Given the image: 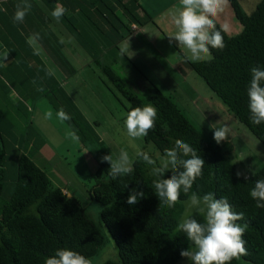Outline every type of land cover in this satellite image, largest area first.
Masks as SVG:
<instances>
[{
    "label": "trees",
    "instance_id": "trees-1",
    "mask_svg": "<svg viewBox=\"0 0 264 264\" xmlns=\"http://www.w3.org/2000/svg\"><path fill=\"white\" fill-rule=\"evenodd\" d=\"M4 1L0 0V11ZM28 2L32 8L22 25L26 21L31 25L28 26L29 30L26 32L29 33L25 37L39 34L37 46L54 62L64 77H71L76 70L66 58L64 44L60 43L61 38L54 30L56 20L51 12L58 3L68 9L60 19V24L128 98V111L148 103L157 108L156 127L143 137L145 145L153 146V156L157 153L164 156L165 149L172 148L177 139L196 149L205 165L202 177L196 180L192 190L199 195L212 192L217 199L227 198L234 212L244 213L245 219L239 223L248 224L243 236L248 255L239 260L233 259L231 264H264V209L257 208L256 201L250 196L255 181L264 179V165L253 175L243 174L237 178L236 173L241 171L222 148L207 141L183 114L182 109L148 76L139 70L149 84L144 89L148 99L143 101L135 92L128 90L115 74L112 65L107 64L102 57L105 52L121 53L119 45L134 34L133 26L154 24L153 16L142 7L139 0ZM228 2L241 25V32L236 35L223 33L226 47L222 51L212 49L213 58L209 61L193 62L184 56L185 64L180 70L183 74L186 68L195 71L235 118L264 145V123H252L247 97L251 68H264V0H261L251 14L243 11L239 0ZM18 3L20 0L12 2L9 11L11 18ZM85 22L93 24L99 34H94L88 25L83 24ZM80 24L84 31L79 28ZM216 24L220 29L221 25L218 22ZM21 29L24 30L22 27ZM8 51L13 64L18 65L19 72L25 74L24 78L28 77V81L22 82L26 91L36 89L38 95L53 102L57 111L63 108L71 117L66 122L77 132L80 141H89L91 134L94 138L98 137L80 108L62 88L56 75H48L51 68L48 59L43 58L41 52L37 54L33 47L10 48ZM2 53L0 50V56ZM122 55L129 59L124 53ZM2 72L0 67V75ZM9 88L6 90L9 91ZM20 90L16 88V91ZM1 131L0 129V264H45L46 258L54 255L60 248L72 249L91 260L106 246L103 228L115 241L120 257L119 261H108L105 264H179L184 258L180 252L187 250L190 242L183 232L176 231V227L181 221L190 194L181 192L180 200L173 209L161 206L152 185L156 178L151 175L152 166L141 157L134 160L132 174L115 180L108 173L110 164L99 161L95 184L89 190L90 198L102 206L101 221L97 223L79 198L76 195L70 196L64 188L56 186L50 175L34 162L33 157L21 152V147L15 149L8 146ZM21 142L28 147V141L25 142L24 138ZM10 164L16 169V178L10 193L5 196L7 167ZM171 175L170 170L166 171L163 178L167 179ZM245 176L247 180L244 179ZM133 189L142 191L144 196L136 204L129 205L127 198ZM196 218L201 219L198 216Z\"/></svg>",
    "mask_w": 264,
    "mask_h": 264
},
{
    "label": "rangeland",
    "instance_id": "rangeland-1",
    "mask_svg": "<svg viewBox=\"0 0 264 264\" xmlns=\"http://www.w3.org/2000/svg\"><path fill=\"white\" fill-rule=\"evenodd\" d=\"M260 2L261 0H242L241 7L246 14H251ZM83 24L88 25L94 34H99L90 22ZM55 25L59 27L61 34L57 33L64 40V54L72 62L76 73L72 77H64L59 68L53 64L54 62L46 57L41 48L39 49V46L38 50L44 55L43 58L48 59V65L59 83L71 92L72 100L104 144L94 138L93 134L89 141L82 142L79 139V142H73L67 139L66 130L73 128L66 121L61 123L57 119V109L51 100L38 95L36 89L15 92L10 86L11 82L6 79L0 80V129L8 146L15 149L21 147V152L31 154L30 156L40 168L51 177L58 178L60 186L67 187L70 196L76 195L79 198L90 217L98 223L101 221L102 206L90 198L89 190L95 184L101 158L112 154L116 159L120 150L124 149L134 162L139 157L138 151L146 152L152 157L154 148L152 145H145L143 138L132 140L128 137L124 126L125 115L130 108L128 98L118 90L71 33L60 22L55 21ZM79 28L84 31L82 24ZM235 34L234 32L233 35ZM173 47L175 45L171 46L166 54L167 60L165 59L159 71L155 72L144 70L133 62L132 67L128 59L118 51L105 52L102 57L107 64L112 65L115 74L124 82L128 90L135 92L143 101L148 99L144 89L149 84L140 71L148 76L182 109L183 114L207 141L219 145L241 173L253 175L264 165V145L235 118L195 71L186 68L184 74L181 72L185 57H189L184 52L185 49L179 50ZM4 67L7 68V64L3 66V69ZM4 71L7 74L10 73L8 69ZM6 83L10 87L9 91L5 88ZM49 110L53 115L51 119H46L45 113ZM214 124L216 127L226 124L230 128L228 138L219 144L213 139L214 129L210 126ZM21 138H24L25 142L28 141V147L24 146ZM11 152L13 155V151ZM46 155L51 157H44ZM159 157L163 155L157 153L152 158L159 164ZM7 170L5 196L10 193L16 178V169L13 165L10 164ZM64 179L65 181L62 182ZM186 206L187 203H185V209ZM103 231L106 235V246L92 257V264L120 260L115 241L106 229L103 228ZM179 264H190V261L184 257ZM242 264L250 263L242 262Z\"/></svg>",
    "mask_w": 264,
    "mask_h": 264
},
{
    "label": "clouds",
    "instance_id": "clouds-1",
    "mask_svg": "<svg viewBox=\"0 0 264 264\" xmlns=\"http://www.w3.org/2000/svg\"><path fill=\"white\" fill-rule=\"evenodd\" d=\"M226 3L227 0H179V6H174L168 13L176 29L169 36V42L175 41L178 47L186 49L193 62L211 60L212 49L222 51L226 47L223 33L229 32V25L223 24L218 29L216 24V18L224 11ZM31 8L28 0H20L12 17L13 23L22 24ZM67 11L68 9L58 3L51 16L59 22ZM38 40L39 34L35 33L27 38V43L35 47ZM60 43H64V40L61 39ZM125 51L126 49H121L122 54ZM36 52L38 54L39 50ZM48 75L54 73L49 70ZM247 97L252 123H264V68H251ZM52 115L49 110L45 113V118L51 119ZM157 115L158 110L151 103L128 111L124 119L128 137L132 140L146 137L149 131L155 129ZM56 117L61 123L71 119L63 108L56 112ZM210 127L214 129L213 139L217 144L225 141L230 134V128L226 124L221 127L214 124ZM65 136L73 142H79L80 139L71 128L66 130ZM137 156L152 166L151 175L156 177L152 185L161 206L173 209L180 200L181 192L190 194L183 217L176 227V231L183 232L190 242V247L180 252L181 257L187 258L190 264H231L233 259L239 260L248 255L246 241L243 239L248 224L239 223L245 219L244 213L234 212L227 198L217 199L212 192L199 195L192 190L196 180L202 177L205 165L196 149L177 139L174 146L165 149L164 156L159 157V166L157 160L146 152L138 151ZM101 160L110 164L108 173L114 180L134 171L133 161L124 149L120 150L116 159L111 154L103 156ZM169 170L172 175L167 179L163 178ZM236 176L240 178L243 173L238 171ZM244 179L247 180V177ZM143 196L142 191L133 189L127 203L134 205ZM250 196L256 201L257 208L264 209V179L255 181ZM197 216L201 219H197ZM45 264H92V261L77 251L60 248L54 255L46 258Z\"/></svg>",
    "mask_w": 264,
    "mask_h": 264
},
{
    "label": "crops",
    "instance_id": "crops-1",
    "mask_svg": "<svg viewBox=\"0 0 264 264\" xmlns=\"http://www.w3.org/2000/svg\"><path fill=\"white\" fill-rule=\"evenodd\" d=\"M12 2L13 0H5L3 3L4 8L2 7V10L0 11V50L3 51L2 55L0 56V67L1 71H3L0 75V80L5 81L6 79L10 81L11 84H13V86H11L15 92L16 88H20V91L27 92L28 90L26 91V87L22 82L28 81V77L24 78L25 74H21V72H19L20 70L18 68V65H16L15 63L13 64V59L10 55L11 53L8 50L10 48L28 49L30 47H33L27 43V37H25L26 34L29 33L26 31L29 30L28 26H30L31 24L28 21H26L23 25L13 23V19L11 18V12H9L12 8ZM139 2L142 7L150 15L153 16L154 24L148 23L143 27L133 26L132 28L135 29L134 34L130 38L128 37L126 40L121 42L119 47L120 49H126L124 54L129 58L128 61L130 60L131 62L135 63V65L142 67L144 70H149L151 72L159 71L160 66L164 64L165 59L167 60L166 54L170 51L171 46L175 45V47H177L179 50H183V48L177 46V43L175 41H173L172 43L169 42V36H171L176 31V29L168 13L169 10L172 9L174 6H179V0H139ZM239 2L240 5H242V0H239ZM12 15H14V12H12ZM216 22H218L221 26L223 24H228L230 29L229 32H227L228 34L233 35L234 32L236 34L241 32V25L237 20L235 13L232 7L230 6L228 0L224 7V11L219 14V16L216 18ZM21 27L24 28V30H22ZM54 30L56 31V33H60L59 27L57 25L54 26ZM33 48L37 50V44ZM184 52L187 54L188 57H190V54L187 52L186 49ZM6 64L8 67H4L3 69L2 66ZM130 64L132 65V63ZM6 69H8L10 73H5L4 70ZM5 88L8 89L7 83L5 85ZM62 88L67 92L71 99H73L71 92H69L65 88V86H62ZM92 131H94L93 128ZM96 138L104 144V141L101 140L100 137ZM44 157L50 158L51 156L46 155ZM51 178V180L55 184H57L56 186L64 188L65 192L69 193L67 187L60 186L58 178H56L55 176ZM65 179L62 182H64Z\"/></svg>",
    "mask_w": 264,
    "mask_h": 264
}]
</instances>
